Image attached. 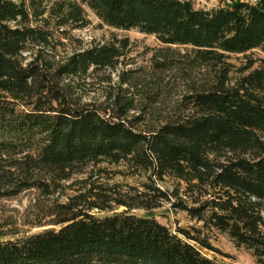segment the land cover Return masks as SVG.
<instances>
[{
    "label": "trees",
    "instance_id": "obj_1",
    "mask_svg": "<svg viewBox=\"0 0 264 264\" xmlns=\"http://www.w3.org/2000/svg\"><path fill=\"white\" fill-rule=\"evenodd\" d=\"M89 11L103 25L155 35L165 50L181 48L174 65L190 89L174 115L137 128L143 117L130 114L144 108L130 92L139 84L124 74L103 104L75 96V81L115 69L132 44L114 37L48 58L61 43L56 30L89 26ZM257 48L264 0L210 9L194 0H0V198L34 192L24 222L53 226L0 240V264H227L190 242L211 247L200 235L179 228L184 239L132 212L164 202L264 264V58L231 62ZM167 178L172 188L161 185Z\"/></svg>",
    "mask_w": 264,
    "mask_h": 264
},
{
    "label": "rangeland",
    "instance_id": "obj_2",
    "mask_svg": "<svg viewBox=\"0 0 264 264\" xmlns=\"http://www.w3.org/2000/svg\"><path fill=\"white\" fill-rule=\"evenodd\" d=\"M229 1L232 0H194V3L196 7L210 9ZM89 18L91 24L85 28L70 30L65 34L56 30V37L61 43L57 48L49 49L48 53H45L46 56L55 61L63 60L79 48L89 47L98 42H107L114 37L128 36L132 44L115 69L93 70L85 78L75 81L73 84L75 96H79L83 102L103 104L111 92L119 87L121 75L124 74L123 76L135 77L139 84V89L132 88L130 92L137 93L134 95L140 100L139 107L144 108H139L130 114L131 117H143V120L136 125L137 128L149 130L157 126L162 118L174 115L176 104L190 89V84L185 80V74L179 66L174 65L176 58L181 56L179 54L181 48L172 47L173 51L165 50L166 45L162 44L155 35L137 30H119L103 25L91 11H89ZM247 54V57L242 54L232 55L231 62L238 68L249 57L259 60L264 58V49L257 48ZM171 55L175 57V60L171 59L167 65H161L160 62L166 63ZM258 65H260V61L255 64V66ZM236 74L233 73V76ZM126 86L128 85L124 87ZM142 179V177H126L124 175L115 178L118 182L135 185H139ZM175 184L176 180L172 178H167L161 183L165 188H172ZM181 186V190H184L185 183L181 182ZM69 192L71 191L69 190ZM34 196V192H27L16 198H0V240L14 239L53 227L51 225L32 226L24 222L27 217V209ZM123 209L120 207L118 211ZM132 212L139 215L155 216L184 239L186 237L179 233V228L200 235L211 247H203L194 240H190V242L208 257L216 258L227 264H259L251 250L245 246H237L227 233L214 227L203 226L202 221L192 219L185 211L171 208L168 202H164L162 206L152 210L136 208ZM104 213L106 212H97L96 214L103 215ZM194 228H199L200 233Z\"/></svg>",
    "mask_w": 264,
    "mask_h": 264
}]
</instances>
